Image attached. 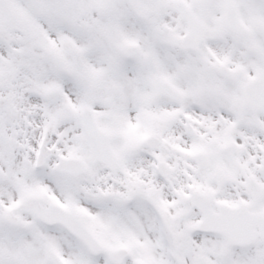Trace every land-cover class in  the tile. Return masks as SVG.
I'll return each instance as SVG.
<instances>
[{
    "label": "snow or ice",
    "instance_id": "6c2138e0",
    "mask_svg": "<svg viewBox=\"0 0 264 264\" xmlns=\"http://www.w3.org/2000/svg\"><path fill=\"white\" fill-rule=\"evenodd\" d=\"M0 264H264V0H0Z\"/></svg>",
    "mask_w": 264,
    "mask_h": 264
}]
</instances>
